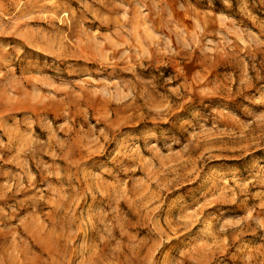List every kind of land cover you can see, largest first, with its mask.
<instances>
[{"label": "rangeland", "instance_id": "obj_1", "mask_svg": "<svg viewBox=\"0 0 264 264\" xmlns=\"http://www.w3.org/2000/svg\"><path fill=\"white\" fill-rule=\"evenodd\" d=\"M0 264H264V0H0Z\"/></svg>", "mask_w": 264, "mask_h": 264}]
</instances>
